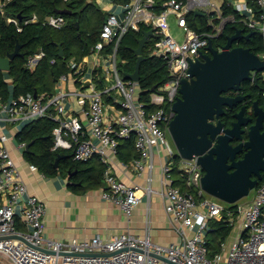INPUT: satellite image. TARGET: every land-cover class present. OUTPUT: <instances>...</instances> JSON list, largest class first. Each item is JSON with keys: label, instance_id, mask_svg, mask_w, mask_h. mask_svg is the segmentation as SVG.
<instances>
[{"label": "built area", "instance_id": "built-area-1", "mask_svg": "<svg viewBox=\"0 0 264 264\" xmlns=\"http://www.w3.org/2000/svg\"><path fill=\"white\" fill-rule=\"evenodd\" d=\"M11 1L0 0V12H4ZM112 3L121 8L120 15L106 10L109 15L101 31V42L82 60L69 62L68 73L59 78L52 94H27L9 99L0 95V257L8 259L9 264H169L152 256L154 254L174 264H264V183L255 189L249 202L228 204L202 188L204 172L198 157L183 159L168 140L169 125L175 116L173 105L180 95L182 81L189 77L191 63L209 52L210 41L231 21L222 16V2L112 0ZM257 3L262 10L259 19L246 0H230L244 17L245 25L260 30L264 39V0H257ZM196 12L208 16L210 25L213 18L221 19L215 34L198 33L190 27L188 16ZM171 17L185 33L181 43L170 34ZM8 22L16 24L18 31L22 30L17 19L8 18ZM37 22L38 16L33 15L25 25ZM65 22L63 15L45 19V24L55 29H61ZM142 26L153 30L148 41L150 55L162 59L171 76L162 87L148 95V100L144 99L140 81L122 75L118 59L123 37L130 30L140 31ZM259 56L264 60V51ZM45 57L44 51L29 56L26 68L36 70ZM69 84L73 88H68ZM43 118L56 124L53 151L71 152L75 162L98 159L104 166L106 188L101 189L102 199L125 215L126 232L108 239L94 237L72 242L55 241L45 235L46 204L28 193L8 147L13 134L16 137L27 125ZM133 136L138 157L122 161L118 155L119 146ZM26 147L25 143L18 144L23 155ZM162 154L165 160L161 166V187L156 191L152 187L154 158ZM176 157L182 164L178 170V184L174 174ZM119 165L135 171L139 177L147 172V185H127L118 179L115 169ZM29 168L38 169L30 163ZM157 193L162 196L164 210L180 236L176 244L165 246L152 241L149 207L145 215V236L138 237L130 232L134 211L143 196L151 198ZM211 221L228 223L235 231L213 258L208 245V236L213 230ZM62 253L116 254L85 257Z\"/></svg>", "mask_w": 264, "mask_h": 264}, {"label": "trees", "instance_id": "trees-1", "mask_svg": "<svg viewBox=\"0 0 264 264\" xmlns=\"http://www.w3.org/2000/svg\"><path fill=\"white\" fill-rule=\"evenodd\" d=\"M162 1L165 0H158L159 3ZM218 1L223 4V18H230L231 21L226 24L217 38L212 39L214 48L222 49L231 36L235 35L238 30H242L245 36L252 32L253 36L250 39L237 40L233 43V47L250 49L251 52L261 55L264 51V39L261 31L248 28L243 21L244 17L234 9L230 0ZM246 1L248 6L253 8L256 18L259 19L262 10L258 6L257 0ZM58 10L71 11V14L63 15L66 22L61 29H55L45 24L47 17L58 15ZM33 15L38 16L39 22L25 25V21L31 19ZM108 15V12L103 11L96 0H12L5 6L4 12H0V57L5 58L13 53L17 45L21 46V55L11 62V69L8 73L0 70V95L4 99H9L10 96L19 97L27 94H52L59 78L68 73L69 62L74 59L82 60L101 42V31ZM8 18L17 19L22 30L18 31V26L9 23ZM220 22L221 19L213 18L212 25H210L208 16L195 13L188 16L190 27L198 33L215 34ZM148 29V27L142 26L140 31L130 30L120 42L118 49L119 70L125 77L135 71L138 60L135 49L138 48L139 40ZM59 46L65 52L64 57L59 56ZM149 47L150 43L145 46V60L140 69V86L146 96L145 100H148V95L152 93L153 87H162L171 77L167 64L160 58L152 57L149 53ZM40 51H44L46 57L39 63L36 70H28L26 68L28 57ZM53 60L55 61L54 64L51 63ZM7 74L14 84L12 94L9 91ZM256 76L259 79V85L264 88L263 73H257ZM258 89L255 82L244 81L240 90H243L244 94L251 93L253 99L259 101L261 105L264 89L262 91ZM256 94H259L260 97H257ZM232 120V113L226 112L223 122L230 126ZM55 127L56 124L52 120L43 118L27 125L17 133L18 144L29 145L32 143L30 151L24 153V159L35 165L48 178L61 175L69 179L70 188L78 183L82 185L87 183V188H102L104 166L98 159L89 162H75L71 152L52 150ZM59 155H68V157L62 159L59 162V167L55 168V161ZM118 155L120 160L126 162L138 157L134 136L131 140L120 144ZM174 174L177 178L176 183H180L178 169L175 170ZM263 183L264 180L259 183L257 188ZM210 223L213 230L208 236V245L209 255L213 258L221 252L222 244L231 237L233 227L222 221H211ZM19 228H22V225H19Z\"/></svg>", "mask_w": 264, "mask_h": 264}, {"label": "water", "instance_id": "water-1", "mask_svg": "<svg viewBox=\"0 0 264 264\" xmlns=\"http://www.w3.org/2000/svg\"><path fill=\"white\" fill-rule=\"evenodd\" d=\"M58 15L71 14L68 10H58ZM201 15L202 13L196 12ZM79 26V24H77ZM153 30L146 31L139 40L135 55L138 57L133 74L127 75L129 79L140 81V69L145 60L144 49L152 36ZM253 32L244 35L238 30L231 36L227 44L220 50L214 48L210 41L208 54L196 62L191 63L189 77L184 79L180 88V98L173 105L175 118L170 122L169 133L179 155L186 160L198 157V164L202 167L204 175L202 188L211 196L218 198L228 204H236L249 196L259 183L264 180V111L255 103L258 119L248 132L246 142H241L234 147L231 142L236 138L243 140L245 126L251 122L244 117L245 107L235 115L236 122L232 128L225 129V125L219 121L216 125L212 121L220 119L225 115V109L233 108L241 104L245 96L228 97L224 94L230 91H239L244 81L258 83L257 73H264V60L250 49L233 47V43L239 39H250ZM21 46L17 45L15 51L7 57H0V70L9 72L11 62L20 56ZM65 52L59 46V56L64 57ZM157 87H153L155 91ZM37 94H35L36 96ZM29 144L25 152L30 151ZM243 149L246 153L241 160H236L237 154ZM68 155H59L55 161V168L59 162ZM253 176L256 179H253ZM102 188H106L102 184ZM13 238V237H8ZM24 240L21 237H15ZM49 254L52 251L41 249ZM65 256H113L111 254L84 253L71 254L62 253ZM161 261L174 264L168 259L156 256Z\"/></svg>", "mask_w": 264, "mask_h": 264}, {"label": "crops", "instance_id": "crops-1", "mask_svg": "<svg viewBox=\"0 0 264 264\" xmlns=\"http://www.w3.org/2000/svg\"><path fill=\"white\" fill-rule=\"evenodd\" d=\"M100 2L99 6L103 11L111 10L120 15L121 8L114 6L112 0H100ZM7 79L9 91L12 94L14 84L8 74ZM68 88H73V85L69 84ZM11 137L8 147L13 159L18 164L28 193L39 197L46 204L45 235L47 237L55 241L72 242L94 237L108 239L127 231V218L115 205L102 199V188H87V183L83 185L78 183L70 188V180L61 175L48 178L39 169L32 171L29 168V163L24 159L22 151L18 149L16 137L14 134ZM164 160L165 155L163 154L156 155L154 158L152 187L156 191H160L161 166ZM115 172L118 179L127 185L143 187L147 185V172L139 177L135 171L123 169L120 165L115 169ZM148 207L151 215L150 237L152 241L165 246L178 243L180 236L165 212L164 200L158 193L151 198L143 196L142 202L134 211L130 232L138 237L145 236V215Z\"/></svg>", "mask_w": 264, "mask_h": 264}, {"label": "flooded vegetation", "instance_id": "flooded-vegetation-1", "mask_svg": "<svg viewBox=\"0 0 264 264\" xmlns=\"http://www.w3.org/2000/svg\"><path fill=\"white\" fill-rule=\"evenodd\" d=\"M209 53V52H208ZM207 53V54H208ZM257 77V76H256ZM263 79H264V73H263ZM254 82V81H253ZM256 83V82H255ZM257 87L259 88L258 90L259 91H262L264 88L259 85V79H258V83H256ZM244 91L243 90H239V91H230L226 94H224V96H228V97H237V96H245V100L241 103V104H238L237 106H234L233 108H228L226 107L225 109V113L226 112H230L232 113V116H233V120L231 121V125L230 126H227L224 122H223V117L225 116H222L220 119H215L214 121H212L214 123V125H216L219 121H221L224 125H225V129H230L232 128V125L234 122H236V117L235 115L238 114L240 112V110L242 109V107H245V113H244V117L246 119H250L251 122L249 123L248 126H245L244 129H245V133L243 134V140L241 141H238L236 138H234V140L231 142V145H233L234 147H236L237 145H239L241 142H246L247 139H248V132H249V129L250 127L256 123L257 119H258V115H256V111H255V103H258L259 107L264 111V95H263V98L261 99V105L259 104V101L253 99L252 97V94L251 93H246L244 94L243 93ZM257 97H260L259 94H256ZM180 98V95L179 97ZM241 105V106H240ZM240 106V107H239ZM239 107V109H238ZM264 114V113H262ZM176 116V115H175ZM174 116V118H175ZM173 118V119H174ZM264 118V116H263ZM264 130V129H263ZM246 153V150L243 149L239 154H237L236 156V160H241L243 159L244 155ZM253 179H256L255 176H253Z\"/></svg>", "mask_w": 264, "mask_h": 264}, {"label": "rangeland", "instance_id": "rangeland-1", "mask_svg": "<svg viewBox=\"0 0 264 264\" xmlns=\"http://www.w3.org/2000/svg\"><path fill=\"white\" fill-rule=\"evenodd\" d=\"M98 3V5L101 4L100 0L96 1ZM170 23V34L177 39L178 42H183L184 41V37H185V33L182 29H180L176 23V19L171 17L169 20ZM168 140L170 141L172 147L174 149H176L174 142L170 136V134H168ZM177 159L174 158V162H175V170L176 169H180L182 164L180 163V160L178 157H176ZM255 194V190L251 191L250 195L245 197L244 199H242L241 201H239V204H245L247 202H249L250 200H252L253 196ZM209 197V196H208ZM210 198V197H209ZM235 233V231L233 232V234ZM0 264H7L8 263V259H4L2 257H0Z\"/></svg>", "mask_w": 264, "mask_h": 264}]
</instances>
